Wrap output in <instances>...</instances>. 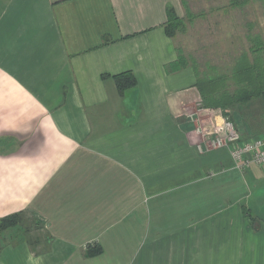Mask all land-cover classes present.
Segmentation results:
<instances>
[{
	"label": "crops",
	"instance_id": "0c3cea01",
	"mask_svg": "<svg viewBox=\"0 0 264 264\" xmlns=\"http://www.w3.org/2000/svg\"><path fill=\"white\" fill-rule=\"evenodd\" d=\"M170 9L0 0V219L22 214L0 264H264V165L211 147L227 121L192 69L166 71Z\"/></svg>",
	"mask_w": 264,
	"mask_h": 264
},
{
	"label": "rangeland",
	"instance_id": "374dc122",
	"mask_svg": "<svg viewBox=\"0 0 264 264\" xmlns=\"http://www.w3.org/2000/svg\"><path fill=\"white\" fill-rule=\"evenodd\" d=\"M182 1L181 22L169 24L168 27L177 53L185 58L186 68H194L201 77L212 75L215 71L219 74L228 72L243 53L252 59L254 56L250 48L257 49L261 43L264 45V0ZM260 54L264 62V48ZM250 110L253 116L251 120L248 118V125H242L236 116L227 121L237 130L241 139L254 137L256 133L264 131V125H254L255 122H252L264 119L261 102L254 101ZM226 115L231 116L229 113ZM26 217L31 223H23L26 228L23 235L31 248L40 251L45 248L47 232L41 225L36 232L33 218L29 215Z\"/></svg>",
	"mask_w": 264,
	"mask_h": 264
},
{
	"label": "trees",
	"instance_id": "16d2710c",
	"mask_svg": "<svg viewBox=\"0 0 264 264\" xmlns=\"http://www.w3.org/2000/svg\"><path fill=\"white\" fill-rule=\"evenodd\" d=\"M182 1V0H181ZM184 5L183 1L181 2ZM185 7V6H184ZM187 13V12H186ZM190 17V15H188ZM180 18L173 10L167 11V22L165 25V33L172 38V32L169 30V24H178ZM259 47V48H258ZM250 48L253 58L251 59L247 53H243L232 65L228 72L222 74L213 73L212 75L205 74L200 76L194 69L196 77V89L198 90L202 106L209 109H217L222 112L226 121L232 116H236L241 120L242 125H248V118L251 120L253 113L250 110L254 101H260L264 107V62L261 58L260 50H263L264 45L258 44ZM255 48V49H254ZM260 54V55H259ZM185 58L178 54L176 62L166 67V71L175 72L186 68ZM116 86L120 93L130 89L136 85L135 79L130 73H124L115 77ZM230 86L233 90L230 91ZM250 110V111H249ZM231 114L226 115V114ZM263 117V116H261ZM264 119L252 120L254 125H264ZM254 137H264V134ZM22 214H13L0 219V234L8 229L18 226L21 222ZM96 254V253H94ZM91 255V254H90Z\"/></svg>",
	"mask_w": 264,
	"mask_h": 264
},
{
	"label": "built area",
	"instance_id": "2783aa9c",
	"mask_svg": "<svg viewBox=\"0 0 264 264\" xmlns=\"http://www.w3.org/2000/svg\"><path fill=\"white\" fill-rule=\"evenodd\" d=\"M211 141L214 149L226 147L236 163H254L264 165V137L242 140L237 130L229 122L222 129L214 131Z\"/></svg>",
	"mask_w": 264,
	"mask_h": 264
}]
</instances>
